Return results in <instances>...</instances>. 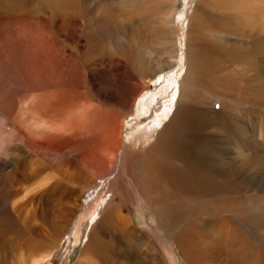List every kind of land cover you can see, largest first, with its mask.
I'll return each instance as SVG.
<instances>
[{"label": "bare ground", "instance_id": "6f19581e", "mask_svg": "<svg viewBox=\"0 0 264 264\" xmlns=\"http://www.w3.org/2000/svg\"><path fill=\"white\" fill-rule=\"evenodd\" d=\"M30 1L0 0L1 20L9 26L0 34V43L28 34ZM254 2L256 10L264 8V0ZM42 3L37 2L41 6L37 11L42 13L44 141L28 142L47 161L29 163L21 170L22 180L31 176V181L45 172L44 182L39 180L31 191L42 185L46 188L25 199L24 190L16 188L19 182L14 188L0 178V264H44L50 258L66 234L84 191L95 188L97 178L110 173L112 161L119 159L121 132L116 129V118H122V129L135 112L159 111L156 104L159 106L162 99L164 110L172 111L170 119L148 146H143L152 138L146 122L123 146L120 158L126 175L111 180L112 197L87 235L78 264H134V259L165 264L156 242L123 213L129 200L152 210L159 229L181 245L187 264H264V240L256 238L250 229L264 228V116H257L255 133L242 111L248 110L251 100L264 110V36L257 34L264 32L261 15L255 12L252 17L233 18L236 28L230 26L233 20H226L228 35L250 41L249 51L225 49L218 42H206L202 34L193 37L189 30L187 73L179 88L174 90L172 77L159 92L139 100L152 80L177 63L176 0ZM90 56L89 60L97 57L91 65L86 61ZM247 59H255L258 65H249L240 77H230L238 71V67H231L245 65ZM202 88L231 102L226 100L219 110L208 108L207 98L199 96ZM67 92L70 98L63 94ZM237 94L249 99L241 97L245 100L243 109L236 104ZM91 124L99 129L94 139L90 138L95 135L90 133ZM13 135L9 133L10 138ZM64 135L76 140L80 159V165L68 169L57 168L67 154L59 140ZM2 136L0 175L16 161L12 156L24 149L21 144L6 146ZM97 143L106 147V157L98 152ZM77 183L83 189L76 188ZM76 189L75 208H70L67 198ZM50 196L66 200L61 202L63 214L51 213L43 206L42 200ZM20 220L24 221L20 224ZM238 223L247 228L242 231ZM44 232L55 238L51 245H44L43 238L48 236Z\"/></svg>", "mask_w": 264, "mask_h": 264}, {"label": "rangeland", "instance_id": "374dc122", "mask_svg": "<svg viewBox=\"0 0 264 264\" xmlns=\"http://www.w3.org/2000/svg\"><path fill=\"white\" fill-rule=\"evenodd\" d=\"M38 1L41 0L30 1L31 6L29 10L31 17L26 24V31H28V34L25 37L23 36L22 38H20V40H13L8 37L6 41H3L4 44L3 42L0 43V135L3 134L2 140L6 146L15 147V145L21 144L24 147V151H17V154L12 156L16 158V161H14V164L11 167L7 168L6 171L0 175V178L6 180L9 184L12 183L14 188L19 182V185L17 184L16 188L24 190L23 195H27L25 199H29L35 193V191H38L39 189L43 190L46 188V185H42L41 188L33 190V192L31 191L35 185L39 184V180H42V183L44 182L46 174L45 172L44 174L42 173L40 179H35L36 181H31V176H29V178L23 176L24 180H22V170L26 165H28L29 163L42 164L43 162L47 161L46 159H44L45 157L43 156L42 152L37 150V147L35 145H33L34 147H31L30 145L32 144L28 142L30 139L44 141L42 140L43 127L41 88L43 56L42 13L37 11L39 7H41L37 4ZM117 1L120 2V0ZM42 2L44 3V0H42ZM256 3L257 2H254V0H176V33L179 55L177 63L166 73H162L156 79L152 80L149 83V87L139 95V100H142L148 94L159 92L160 89L165 85L166 81L170 80V78L172 77L175 78V82L173 84L174 90L176 91V88H179V83L187 73L186 70L188 66V56L186 49L189 30L190 32H193V37H196V35L198 34H202V36L204 37L203 39H206V42H211V44L218 42V44L220 43L221 45H223L225 49L227 48L232 50L239 48L238 51L242 49L249 51V49L252 47L250 41L239 35H228L229 33H227L226 29L224 28L228 27L226 20H229V23L231 20H233V18L238 17L240 19L241 17L245 16L252 17V13L254 14L255 12L258 13V15H261L259 16V22H262L264 20V16H262V14L264 15V12H262V10L264 11V8H261L260 11L256 10L254 8V5H256ZM251 8H254V10ZM1 15L3 14H0V16ZM192 18H195V21ZM1 19L2 18L0 17V34L2 35V33L7 32L9 26L6 25ZM191 25L193 28L191 27ZM215 26L216 29L214 28ZM230 26H232L233 28L237 27L235 21L233 23H230ZM259 27L261 28V25L257 26L256 30L259 29ZM217 29L220 33L217 31ZM90 30L91 29L87 27L86 31L89 32ZM256 30H254L255 33ZM81 34L82 32L80 33V35ZM257 34L260 37L264 36V32H257ZM158 54L161 55L160 51H158ZM90 58L91 56L87 57L86 59V61H91L90 65L97 61V57H93L91 60H89ZM249 60H244V62L246 61L244 64L247 66L240 65L241 63H236L234 66H232L231 70L235 67H238V71L230 74V77L231 75L233 77H240L241 74L247 72L246 69L249 65L251 66L253 64L252 68H255L258 65V62H256L255 59ZM260 60H262V57H260ZM63 94L68 97L71 95L68 92ZM199 96L203 99L207 98L206 104L208 108H214L217 110L221 108L222 103L226 102V100L228 101L227 104L231 102L230 98L227 99V97L225 98V96L223 97V95L219 93H211L209 90H204V88L201 89ZM237 96L238 97L236 98V104L237 106L243 105L241 106L243 109L245 107V100H242V98H247V101L249 99L248 97H244V95L237 94ZM139 100H137L136 102H138ZM158 105L160 107L156 104V109L160 108V110L157 112L155 108L147 114H141L140 112V114H137V112H135L132 116L126 119V122L123 125L122 129V118H116V120L118 121V128L116 127V129L118 132H121L119 137L121 144L119 159H114L115 163L114 160L112 161V168L110 169V173H108L104 177L102 176L97 178L96 183L93 185L95 188H89L84 191L80 198V205L78 207L76 206V213L73 217H71V222L66 234L64 235L58 246L54 248L52 255L50 256V258L46 259L44 264L79 263L83 255L84 246L88 237L87 235L89 234L93 224L101 219L104 208L108 204L109 199L112 197V194L109 191L111 182L120 174L124 176L126 175V171L124 173L123 170L124 164L122 162V159L120 158L124 151L123 146L126 145L128 141H131V134L135 132V129L142 128L146 123L150 124V128L147 129V132L149 138L151 136L152 138L149 142L145 140V145L143 146H148L151 142L155 141L156 136L160 133V131H162L165 123L170 119L172 111L167 112L166 110H164L163 99L159 102ZM247 106H249L248 110H242L243 117L246 120L247 125H249V127H251L255 133H258L259 117L257 116H264V110L262 108H257L255 102H252V100L251 103H248ZM250 108L254 110H249ZM70 119L73 120L74 118ZM18 128L20 129V131L18 130ZM90 129V133L95 134L90 138L94 139L96 137V133L99 132L98 126H93L91 124ZM13 132L14 137L10 138L9 133ZM18 134L19 136H17ZM59 140H61V144L64 146V150L65 152H67V154H65L63 158H61L58 164L59 166L57 165V168L63 167L64 169H68L69 167L73 168L77 165H80V159L77 156L78 152L76 150V140L70 139L68 135H64V137ZM97 147L98 152L102 153L103 156L106 157V147H101L98 143ZM48 171L50 172V168L47 169V172ZM27 184L31 186L29 188H26ZM87 185L89 184H86L85 186ZM75 187L81 189L82 185L77 183L75 184ZM78 193L79 190L76 189V191L70 194L69 198H67L69 202L68 206L70 208H75V204H73L72 202L75 195ZM243 194L244 193L238 196L240 198H243ZM44 200H46V202ZM44 200H42L43 206L45 205L46 207H48L51 213H64L62 204L66 200H59L54 198V196H50L49 198H46ZM49 201H51V203L48 204ZM119 202H121L120 199ZM133 202L134 201L129 200L128 206L126 208L122 207L125 209L123 213L133 220L138 229L146 231L148 233V236L156 242L158 250L160 249L159 252L161 251L160 255L164 263L187 264L181 245L175 240V238H173V236L168 237L163 230L161 231L159 229L156 219L152 217V210L144 208L142 206H137V204ZM67 215L70 216L69 214ZM204 216L207 217L208 214L205 213ZM21 221L24 220H20V224ZM238 227L242 231L247 228L241 223H238ZM179 229L180 228H178L177 230ZM250 229L254 230V235L256 238H262L264 240L263 227H254ZM44 233L47 234L46 232ZM54 239L55 238L49 234L48 236H46V238H43L44 245L49 243V245H51ZM133 251L137 250L134 249ZM134 260V264H137V262H139L138 264H153V262L150 261L148 263L143 259ZM94 261L96 260L94 259Z\"/></svg>", "mask_w": 264, "mask_h": 264}]
</instances>
